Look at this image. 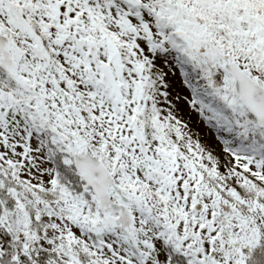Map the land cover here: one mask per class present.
I'll list each match as a JSON object with an SVG mask.
<instances>
[{
  "label": "rangeland",
  "instance_id": "rangeland-1",
  "mask_svg": "<svg viewBox=\"0 0 264 264\" xmlns=\"http://www.w3.org/2000/svg\"><path fill=\"white\" fill-rule=\"evenodd\" d=\"M2 1L1 16L25 13L22 0ZM125 1L36 0L26 10L32 13L27 20L50 28L53 44L45 48L58 54L77 94L65 91L55 99L46 79L36 82L37 96L0 85V191L14 202V213L0 217V228L7 221L23 241L34 211L49 226L36 246L63 264H167V242L188 264H264V203L258 197L264 195V166L256 157L244 160L263 180L258 185L249 179L257 184L255 192L239 189L249 203L244 208L240 194L230 201L224 181L217 191L195 166L210 157L221 162L220 172L232 174L225 173L226 132L243 133L246 141L262 135L224 65L237 62L264 88V0H156L159 6L154 0H136L138 6ZM57 6L59 24L53 20ZM25 21L16 20L28 33ZM89 46L96 63L84 54ZM70 54L89 63L97 80L82 77ZM25 57L24 69L37 66L35 56ZM48 132L71 158L87 150L101 160L119 187L151 208L131 207L133 237L116 219L105 223L92 193L77 182L70 186L80 193L60 186L50 198ZM228 151L241 158L251 152L234 146ZM10 213L11 220L5 218Z\"/></svg>",
  "mask_w": 264,
  "mask_h": 264
},
{
  "label": "trees",
  "instance_id": "trees-1",
  "mask_svg": "<svg viewBox=\"0 0 264 264\" xmlns=\"http://www.w3.org/2000/svg\"><path fill=\"white\" fill-rule=\"evenodd\" d=\"M252 7L251 5H249L250 11H253ZM248 14L252 16L251 13ZM258 21L259 20H257V22ZM258 23L261 25L263 24L261 21ZM249 118L254 120L250 114ZM226 119H230L227 113ZM229 122L231 124V129L229 131H232L234 130V125L231 119L229 120ZM261 134L262 135L254 134L252 140L246 141L245 135L243 133L234 131L232 135L228 136L226 132V141L228 142H225L224 153L228 168L225 170V173L227 171L228 173L231 172L232 174L224 175L222 172H220L219 164L221 162L217 161V159L214 158L207 157V160H204L205 162L203 164H195V166L197 167V171L201 173L203 177H205V179H209L210 182L214 185V189H216L217 191H219L220 189V183L224 181L226 187L228 188V191H226V196L230 201H233L235 203V196H238L240 194L241 199L239 202L241 204V208L248 206L249 203L246 201L247 196H244L242 191L239 189L242 188L250 192H255L251 191V188H256L257 184L259 185L263 183L261 175L258 173H252L250 171L251 169L249 167V164L244 163V160L251 161L254 159V157H256L258 159L256 164L264 166V133L261 131ZM46 136L48 138L47 150L49 151L54 168V190L48 191L50 198L60 194V186H65L67 188V191L70 192L71 195H74L79 191L81 192V189L77 187V185L74 187L70 186L71 183L77 182V184L80 185L81 188H83V184L73 168L71 155L65 153V148L61 144L55 142V140H51V133H46ZM231 146H234V148H236L238 151L250 150V157L241 158L238 153L234 152V154L229 152L228 150H230ZM232 156L235 157V161L230 164L229 158ZM239 163H241L243 167ZM212 175L214 177H212ZM249 179L254 180L257 184H254V186L251 185ZM235 191H237L238 194L235 193ZM230 193H232L233 195ZM258 197L260 203L263 204L264 195H260ZM8 198L9 197L5 192L0 191V217L6 212L14 213V202L12 201L11 203H9ZM250 199H252V197H250ZM5 201H7V203H5ZM13 213L7 214L10 217L6 216L5 218L11 220L10 218ZM28 220V228L27 232L24 234L25 240L23 241L19 240V238L16 237L17 231L11 228L7 221L3 222V226L0 228V231L3 230V234H5V236L3 238H0V264H23V262H25V264H63V262L59 261V259L56 258L54 253H50L45 248L36 246L37 242L40 239H44L43 231L45 230L46 225L42 222V218L36 217V213L32 211L29 213ZM81 249L83 250L84 247ZM166 251L168 254L167 264H188L185 261L186 259L184 261L181 260L182 258L184 259V257L182 256L181 252H179V250L175 247V244L167 242ZM84 257H86L85 253ZM87 260L88 259L86 257L85 261Z\"/></svg>",
  "mask_w": 264,
  "mask_h": 264
},
{
  "label": "flooded vegetation",
  "instance_id": "flooded-vegetation-1",
  "mask_svg": "<svg viewBox=\"0 0 264 264\" xmlns=\"http://www.w3.org/2000/svg\"><path fill=\"white\" fill-rule=\"evenodd\" d=\"M28 1L29 4H25L23 0L20 3L23 4V6L25 7V13L24 12L22 13L21 10L20 11L18 10L17 12L19 16L15 12V14H10L8 18L5 16H1L2 14L0 15V50L5 53L4 57L9 60L10 66L16 67V70L13 72L9 70L2 71L0 69V82L2 81L11 82V79H15L16 76L22 80L21 83L23 85H26V83L31 85L34 90L33 96H37L38 94L36 90L37 87L36 82H40L41 79L42 81L46 79L47 80L46 83L49 86V91L51 90L54 92L52 96L55 97V99L62 100V97H64L65 95L64 93L65 91L71 93V95L74 96L77 94L75 87L76 85H74L76 84V82L67 77L66 68L64 64L60 62L58 54H55L54 52L52 53L49 50H46L45 48L48 46V48L50 49V46L53 44V41L50 40L49 38L50 28L42 27V24L35 22L34 17L31 18V22L27 20L28 19L27 14L29 15V17L32 16L31 15L32 13L29 12L31 11V6H34V3H37L36 0H28ZM127 1L125 2L129 3V1L128 2ZM3 2L4 0L2 1V3ZM129 4L138 6L136 1L131 2ZM28 8L29 11H26ZM60 8L61 7L57 6L58 10H56V13L53 15V20H55V22L59 21L60 19L61 16ZM24 19H26V21L24 22L25 26L31 30L28 33L24 32L22 27L17 26L16 20L22 22ZM18 33L20 34V36L18 37L19 42L15 40L16 34ZM41 34L45 35V38L41 37ZM72 37H74L73 38L74 40L77 39L76 34L74 32L72 33ZM38 42L41 44L40 45L42 47L41 49H38L39 47ZM92 47L94 46H89L88 50H86L84 54L87 58H89L90 63L92 61L96 63L97 62V57L95 54L96 50H94ZM29 53L32 56H35V59L37 61V66L35 68L28 67L27 69L26 68L24 69L21 63L25 62L24 58H26L25 56L28 55ZM69 58H71V60L73 61H76L75 67L77 71H79L82 74V77H89L90 82L97 80L96 76L90 69L91 65L89 63L81 60V57L77 60V57L72 56L71 54L69 55ZM30 76L32 77L33 82H31L28 79V77ZM33 77L35 78L36 81H34ZM5 84L2 83L1 85L8 88L7 85H9V83H5ZM14 85L16 86V88L19 89V87L16 84ZM6 95L7 94L5 93L4 98L7 97Z\"/></svg>",
  "mask_w": 264,
  "mask_h": 264
},
{
  "label": "water",
  "instance_id": "water-1",
  "mask_svg": "<svg viewBox=\"0 0 264 264\" xmlns=\"http://www.w3.org/2000/svg\"><path fill=\"white\" fill-rule=\"evenodd\" d=\"M4 54L0 50L2 69L5 71L8 69L14 70L15 68L10 66ZM224 69L233 79L235 93L264 130V88L243 70L239 69V66L234 62L226 63ZM73 163L77 174L95 196L100 211L108 220L112 216L117 215V221L121 228L132 236L134 218L129 206L135 205L139 208L147 209L149 212H151V208L143 205L140 200L127 196L125 191L115 184L113 176L106 166L87 150L74 154ZM112 192L117 197L118 203L111 200L110 193Z\"/></svg>",
  "mask_w": 264,
  "mask_h": 264
}]
</instances>
